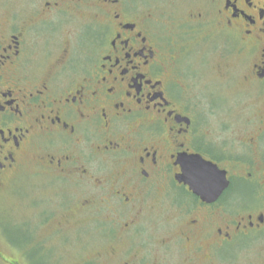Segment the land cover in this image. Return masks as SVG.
<instances>
[{
	"label": "flooded vegetation",
	"instance_id": "1",
	"mask_svg": "<svg viewBox=\"0 0 264 264\" xmlns=\"http://www.w3.org/2000/svg\"><path fill=\"white\" fill-rule=\"evenodd\" d=\"M0 164L10 217L92 256L264 264V0H0Z\"/></svg>",
	"mask_w": 264,
	"mask_h": 264
},
{
	"label": "rangeland",
	"instance_id": "2",
	"mask_svg": "<svg viewBox=\"0 0 264 264\" xmlns=\"http://www.w3.org/2000/svg\"><path fill=\"white\" fill-rule=\"evenodd\" d=\"M6 201L7 202L4 204L6 206H0V264H29L33 256L35 257L34 264H127L125 263L127 261L128 264L189 263L185 262L189 258V255L177 248L176 244L174 245V243H171V248L161 247L159 243L162 239H158L156 234H153V236L145 240V246L148 250L141 256H92L87 248H91L92 245H95L94 242H89V244L85 246L70 234L66 235L69 236L68 239L66 238L67 240H61L65 237L61 234L54 233L53 229L51 230V227L55 224H32L29 219L19 221L17 218H12L10 217L11 212H9L7 206L15 204V201L11 199L10 196L7 197ZM11 209H13V207ZM19 212H29V209L23 208L20 209ZM34 226H36L35 232H33ZM33 235L37 239L44 238L47 248L50 247V249L41 254H39L38 251L35 252V255L30 256L31 258L29 261L26 258V254L23 253L21 249H11L5 246L8 242L6 239L7 237L16 244L27 247ZM230 254H232V252L230 247L227 246L221 256H212L209 264H248L249 260L254 261L255 259L254 254H244L243 256ZM129 260H131L130 263Z\"/></svg>",
	"mask_w": 264,
	"mask_h": 264
},
{
	"label": "water",
	"instance_id": "3",
	"mask_svg": "<svg viewBox=\"0 0 264 264\" xmlns=\"http://www.w3.org/2000/svg\"><path fill=\"white\" fill-rule=\"evenodd\" d=\"M215 178H216V176L212 175V178L209 179V181L212 185L211 190H209V191H211L214 195H217L227 185V181L225 180V177L223 176L222 177L223 182H221V184H220L217 181H215ZM205 180H206V177H205V179L203 177V185L206 184L207 180L206 181ZM208 188H209L208 185H206V189H208ZM196 189L198 190V188H196ZM202 198H205V196L203 195Z\"/></svg>",
	"mask_w": 264,
	"mask_h": 264
},
{
	"label": "trees",
	"instance_id": "4",
	"mask_svg": "<svg viewBox=\"0 0 264 264\" xmlns=\"http://www.w3.org/2000/svg\"><path fill=\"white\" fill-rule=\"evenodd\" d=\"M30 256H32V255L31 254H26V258H27L28 261L31 258ZM32 259H33V257H32ZM32 259L29 261L30 264H33V260Z\"/></svg>",
	"mask_w": 264,
	"mask_h": 264
},
{
	"label": "snow or ice",
	"instance_id": "5",
	"mask_svg": "<svg viewBox=\"0 0 264 264\" xmlns=\"http://www.w3.org/2000/svg\"><path fill=\"white\" fill-rule=\"evenodd\" d=\"M0 167H2V164H0Z\"/></svg>",
	"mask_w": 264,
	"mask_h": 264
}]
</instances>
